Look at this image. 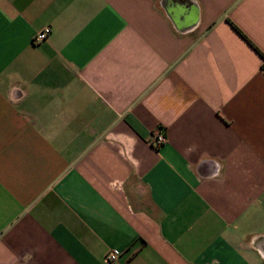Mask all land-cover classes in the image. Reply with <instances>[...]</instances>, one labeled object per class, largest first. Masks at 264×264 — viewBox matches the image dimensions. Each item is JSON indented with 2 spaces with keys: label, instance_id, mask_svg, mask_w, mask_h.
<instances>
[{
  "label": "crops",
  "instance_id": "1",
  "mask_svg": "<svg viewBox=\"0 0 264 264\" xmlns=\"http://www.w3.org/2000/svg\"><path fill=\"white\" fill-rule=\"evenodd\" d=\"M263 66L264 0H0V264H264Z\"/></svg>",
  "mask_w": 264,
  "mask_h": 264
},
{
  "label": "built area",
  "instance_id": "2",
  "mask_svg": "<svg viewBox=\"0 0 264 264\" xmlns=\"http://www.w3.org/2000/svg\"><path fill=\"white\" fill-rule=\"evenodd\" d=\"M51 33V28L49 27H44L43 29H41L40 31L37 32V34L34 36V43H38L44 39H46ZM263 70H264V66H263ZM165 130L163 127H158L156 129V131H154L153 136H152V141L156 146H161L162 144H164L167 140L166 135H165ZM118 257V253L114 250L108 252L106 254V259L109 261H115L117 260Z\"/></svg>",
  "mask_w": 264,
  "mask_h": 264
}]
</instances>
